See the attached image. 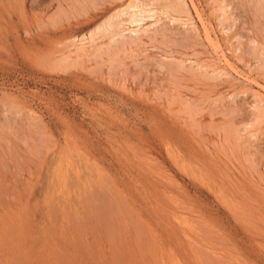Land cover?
Listing matches in <instances>:
<instances>
[{
    "label": "rangeland",
    "instance_id": "1",
    "mask_svg": "<svg viewBox=\"0 0 264 264\" xmlns=\"http://www.w3.org/2000/svg\"><path fill=\"white\" fill-rule=\"evenodd\" d=\"M185 1L0 0V264H264V6Z\"/></svg>",
    "mask_w": 264,
    "mask_h": 264
},
{
    "label": "bare ground",
    "instance_id": "2",
    "mask_svg": "<svg viewBox=\"0 0 264 264\" xmlns=\"http://www.w3.org/2000/svg\"><path fill=\"white\" fill-rule=\"evenodd\" d=\"M87 1V0H86ZM140 1V0H139ZM158 1V0H157ZM162 1V0H161ZM164 1V0H163ZM166 1V0H165ZM255 1V3L256 4H254V5H256V6H258V7H262V6H264V0H254ZM124 2V1H123ZM176 2V1H175ZM179 2V3H178ZM178 2H176L177 4H175V3H173L174 5H172V2H171V4H170V2H169V4H167V5H163V6H161L160 7V10H159V5H157V6H154L153 4L152 5H148V4H144V3H141V1L140 2H137V0L134 2V0H133V2H131L130 4H128L127 6H122V7H120L114 14H112L105 22H103V24H101V25H99L94 31H92L91 33H90V39H91V42L93 41L94 42V39H95V37L97 36V35H99L100 33H103L104 31H106V30H109V29H112V36L110 35V37H112V38H114L115 36H118V37H124L125 39L124 40H126V37H125V35H124V32H126L127 30L130 32V34H131V36H136L137 38H129V39H131L132 40V43H134L135 45H136V42H137V40H139L142 36L140 35L141 33H144V34H147L149 31H150V28L153 26H155L156 24H158V22L160 21L159 20V18L160 17H156L157 15H158V13H159V11L160 12H162L163 14H166V15H170V17L171 18H175V17H173L174 16V14L173 13H177V15H181V13H184L183 15H185V14H188V15H190L189 13H188V4H187V2L185 1V0H179ZM216 2V1H215ZM159 3V2H158ZM191 3H193L192 1H191ZM192 5H194V4H192ZM85 6V5H84ZM218 6H219V11L221 12V15H220V12L218 13L219 14V17H221V19H222V23H224V22H230V21H232V17H231V15H233V14H231L230 12H229V10H230V7H231V5L230 4H226V0H222V1H218ZM157 9H155V8ZM256 9V8H255ZM262 9V8H261ZM159 10V11H158ZM197 13H198V11H196ZM180 13V14H179ZM200 14V13H199ZM123 16H128L127 18L128 19H126V21H119V22H117V20H115V19H117V18H121V17H123ZM160 16V15H159ZM182 16V15H181ZM192 16V15H191ZM191 16H187V17H191ZM186 17V18H187ZM192 18V17H191ZM201 18V17H200ZM151 19H155L154 21H155V23H151V24H148L149 23V20H151ZM236 19V18H235ZM175 20V19H174ZM174 20H173V22H174ZM182 20V19H181ZM188 20V19H187ZM191 19H189V21H190ZM193 20V19H192ZM55 22V21H54ZM179 22V21H178ZM176 23H177V20H176ZM192 23V22H191ZM56 24V23H55ZM124 24H128L129 25V28H127V29H122V27L124 26ZM149 25V26H148ZM194 25V24H193ZM221 25H223V24H221ZM147 26V27H146ZM203 26H205V23L203 24ZM210 26H212V25H210ZM226 26H224V28H225ZM205 28H206V26H205ZM118 30H120L121 32L119 33L118 32ZM205 30V29H204ZM210 30V29H209ZM157 31V30H156ZM163 32V31H162ZM167 32V31H166ZM169 32V31H168ZM211 33V32H210ZM209 33V31H207L206 30V34H207V39L209 40V41H211L212 43H214L215 44V46L216 47H219L220 48V44H219V42H217V40H216V38H214L211 34ZM170 34V33H169ZM143 35V34H142ZM82 37V36H81ZM117 37V38H118ZM128 37V36H127ZM166 37V36H165ZM87 38V37H86ZM100 38V37H99ZM116 38V37H115ZM116 38V39H117ZM77 39V38H76ZM84 39H85V37H84ZM83 39V40H84ZM121 39V38H120ZM128 39V38H127ZM236 39V38H235ZM82 40V39H81ZM122 40V39H121ZM120 40V41H121ZM87 41V40H86ZM113 41H114V39H113ZM118 41H119V39H118ZM128 41V40H127ZM127 41L126 42H122L121 43V45H120V47H124L125 45L127 46V44L129 43V41H128V43H127ZM255 41L256 40H254L253 42L255 43ZM253 42H252V44H253ZM131 43V44H132ZM139 43V42H138ZM242 43V42H241ZM259 43V42H258ZM80 44V43H79ZM119 45V44H118ZM133 45V44H132ZM87 46V45H86ZM85 46V47H86ZM126 46H125V48H126ZM129 46V45H128ZM140 46V45H139ZM240 46H243V45H240ZM259 46H260V44L258 45V46H256V49L258 50V54L260 53V54H262V56L264 55V48L262 47L263 45H261L260 46V48H259ZM85 47H84V44L83 45H81V47L80 48H78L77 47V51H76V54H78L77 56H78V58H80V57H82V56H84V55H86L85 53H86V49H85ZM103 47V46H102ZM110 47H112L111 45H110ZM253 48V47H252ZM259 48V49H258ZM114 49V48H113ZM101 50V48L99 49H97L96 50V52H99ZM110 50V49H109ZM120 50V49H119ZM117 52V51H116ZM249 52V51H248ZM253 52V51H252ZM118 53V52H117ZM121 53V52H120ZM70 54V53H69ZM125 54V53H124ZM72 56V55H71ZM117 56V55H116ZM120 56V55H119ZM137 56V55H136ZM69 57V59L71 58L70 56H68ZM125 58V57H124ZM263 58V57H262ZM262 58H259V60L262 62L261 63V66L262 67H264V60L262 59ZM65 59H68L67 58V56L65 57ZM73 62H74V60H73V58L71 59ZM111 60V59H110ZM64 61V60H63ZM120 61V60H119ZM223 61H225L224 63H226V61H227V59L224 57V60H222L221 59V62H223ZM78 62V61H77ZM70 64V63H69ZM71 64H73V63H71ZM180 64V63H179ZM195 64V63H194ZM197 64V63H196ZM116 65V64H115ZM178 65V64H177ZM198 65V64H197ZM60 66V65H59ZM206 66V65H205ZM61 67H63V65H61ZM177 67H179V66H177ZM192 68V67H191ZM197 68V67H196ZM199 69H201V70H203L204 68L202 67V66H200L199 65V67H198ZM177 70L179 69V68H176ZM181 69V71H182V68H180ZM185 69V68H184ZM176 70V71H177ZM188 70V69H187ZM200 70V71H201ZM233 70V69H232ZM235 70V69H234ZM190 71V70H189ZM236 71V70H235ZM238 72V71H237ZM236 72V73H237ZM178 73V72H177ZM191 73V72H190ZM207 73V72H206ZM214 73H217V70H215L214 71ZM221 73H222V71H221ZM200 74V73H199ZM204 74V73H203ZM238 74V73H237ZM212 75V74H211ZM239 76L240 75H242V74H238ZM204 78H205V76H204ZM247 78V77H246ZM209 79V78H208ZM246 80V79H245ZM218 81V80H217ZM255 83H256V81H255ZM259 86L262 88V89H264V86L263 85H260L259 84ZM260 104H262V106L260 107H257V111H258V113H257V115H256V121L257 122H260L262 119H263V117H264V115H263V113H264V98H262V99H260ZM256 111V110H255ZM10 121V120H9ZM229 127H230V125H229ZM39 128V127H38ZM226 129V128H225ZM229 129H231V128H229ZM242 130V129H241ZM253 130V129H252ZM259 131V130H258ZM262 132H264V131H262ZM228 133V132H227ZM252 133V132H251ZM253 133H255V132H253ZM259 133V132H258ZM231 134V133H230ZM230 134L228 135V136H230ZM232 134H234L235 135V133H233L232 132ZM231 134V135H232ZM258 135V134H257ZM46 136V135H45ZM44 136V137H45ZM235 137H236V135H235ZM237 137H238V134H237ZM39 138V137H38ZM255 138V137H254ZM1 139V138H0ZM237 139V138H236ZM245 139V138H244ZM234 140V139H233ZM235 141V140H234ZM38 142V141H37ZM49 142V141H48ZM248 142V141H247ZM230 143V142H229ZM241 145V144H240ZM245 145V144H244ZM244 145H243V147H244ZM251 145V144H250ZM253 146H254V144H253ZM248 148H249V146H247ZM253 148V147H252ZM260 150V149H259ZM254 151H256V150H254ZM250 152V151H249ZM259 152V151H258ZM261 153V152H260ZM69 154V153H68ZM67 154V155H68ZM258 155V154H257ZM79 167V166H78ZM253 169V168H252ZM254 172V171H253ZM93 174V173H92ZM103 216V215H102Z\"/></svg>",
    "mask_w": 264,
    "mask_h": 264
}]
</instances>
